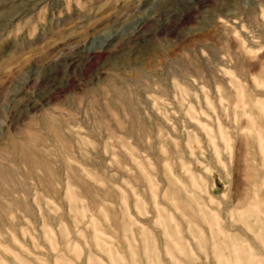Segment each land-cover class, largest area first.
I'll list each match as a JSON object with an SVG mask.
<instances>
[{
	"label": "rangeland",
	"instance_id": "obj_1",
	"mask_svg": "<svg viewBox=\"0 0 264 264\" xmlns=\"http://www.w3.org/2000/svg\"><path fill=\"white\" fill-rule=\"evenodd\" d=\"M0 264H264V0H0Z\"/></svg>",
	"mask_w": 264,
	"mask_h": 264
}]
</instances>
